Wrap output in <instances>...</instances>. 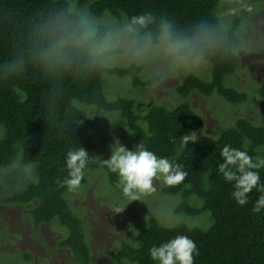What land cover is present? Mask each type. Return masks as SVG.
<instances>
[{"label":"trees","instance_id":"1","mask_svg":"<svg viewBox=\"0 0 264 264\" xmlns=\"http://www.w3.org/2000/svg\"><path fill=\"white\" fill-rule=\"evenodd\" d=\"M218 4L219 0H78L77 5L75 0H0V128L4 129L5 136L0 140V169L10 162L14 146L22 145L25 146L26 159L36 164L38 174V182L11 195L10 185L0 180V205L18 203L30 206L27 211L36 225L57 219L66 229L59 245L69 249L81 263L90 262L91 248L83 220L67 200V189L56 181L66 175L64 156L70 148L82 146L89 156L96 148H102L106 160L114 151V136L95 118L91 122L82 115L63 133L59 122L49 121L44 115L49 108L63 114L68 100L79 97L85 104L96 105L101 111L117 112L119 124L128 128L138 143L142 142L158 156L175 159L188 173L181 184L166 186L162 190L163 194L181 197L174 209L175 215L182 217L181 223L165 226L155 218L150 219L148 226L138 231L134 241H121L117 252L119 259L133 264H154L148 256V249L182 234L193 239L199 249L195 264H264V212L258 215L252 212V205L260 193L254 189L249 194V203L241 207L230 196L232 185L218 173V163L222 162L219 151L225 144L247 148L253 156L264 155V125L240 116L232 125L220 129L217 137L203 139L199 133L204 128V119L188 101L189 95L196 90L205 96L220 95L234 105L248 101L246 91L226 83L228 76L236 72L239 59L211 62L209 79L195 73L183 74L176 87V92L184 98L182 102L173 107L149 103L142 110L134 99L109 101L102 76L87 81L46 77L30 64L15 73L7 70L8 63L26 49L32 21L52 5L57 8L87 7L94 13H108L115 19L150 12L168 16L183 30L200 18L214 17L220 22ZM230 22L238 32L243 20L240 15H235ZM139 72L132 78V83L138 89H147ZM109 74L128 75L125 71ZM257 92L264 98V84L257 88ZM80 119L83 120L78 123ZM81 122H86L92 131L85 133L81 130L84 128ZM193 132L198 140L187 142L183 148L181 136ZM104 169L110 184L117 187L116 175L105 166ZM260 176L264 183V169L260 170ZM87 184L85 175L81 186ZM193 196L202 203H193ZM205 212L209 213L208 228L198 223L189 224L183 217H197ZM0 264H4L1 255Z\"/></svg>","mask_w":264,"mask_h":264},{"label":"clouds","instance_id":"2","mask_svg":"<svg viewBox=\"0 0 264 264\" xmlns=\"http://www.w3.org/2000/svg\"><path fill=\"white\" fill-rule=\"evenodd\" d=\"M221 3L219 0L218 9ZM230 25L214 17H205L189 23L182 30L168 16L150 12L113 19L94 13L87 7L71 9L52 5L32 21L26 49L8 63L7 70L15 73L30 64L46 77H72L87 81L116 71H125L134 79L139 70L147 68L143 82L150 89H157L166 81L198 66L209 63L212 68L213 61L240 60L241 53L264 49L254 44L246 33H237ZM97 114L110 121L99 107L85 104L79 97L68 100L63 114L50 108L44 111L46 119L59 122L63 133L80 116L91 119ZM4 138L0 133V140ZM197 140L196 132L182 135L181 146L186 148L187 142ZM25 141L26 138L24 145ZM24 148L22 145L14 146L10 162L0 169V180L10 185V195L38 182L36 164L26 159ZM219 155L222 162L218 163V173L232 185L231 198L244 207L255 189L260 195L252 205V212L257 215L264 212V183L260 176V170L264 169V155L258 153L253 156L247 148H236L230 144H225ZM92 162L84 147L70 148L64 156L66 175L56 183L68 191L77 190ZM103 164L116 175V186L128 203L142 201L141 195L153 192L154 181L176 186L188 175L175 159L158 156L142 142L134 150H128L119 143ZM125 207L117 206L111 211L121 213ZM198 255L195 241L182 234L153 244L148 249V256L154 264H195Z\"/></svg>","mask_w":264,"mask_h":264},{"label":"rangeland","instance_id":"3","mask_svg":"<svg viewBox=\"0 0 264 264\" xmlns=\"http://www.w3.org/2000/svg\"><path fill=\"white\" fill-rule=\"evenodd\" d=\"M71 1L74 2V0ZM75 2L77 5L78 0ZM262 6H264V0H222L217 16L222 23L230 25L235 15H241L243 22L237 33H246L254 44L264 48ZM71 9H75V6ZM104 15L109 16L108 13ZM210 70L211 65L208 63L193 68L188 73H195L209 79ZM147 71V68L140 70L142 80H145ZM182 75L166 81L160 88L148 87L144 90L134 87L129 75L105 73L102 78L104 91L109 101L119 98L134 99L137 107L142 110L141 108L149 103L173 107L182 102L184 98L176 92ZM226 83L246 91L249 95L248 101L234 105L220 95L205 96L197 90L188 97L194 110L204 119V128L199 133L203 139L210 136L217 137L220 129L232 125L240 116L248 117L264 125V98L257 92V88L264 84V49L254 53H241L236 72L228 76ZM102 112L109 117L110 121L99 114L93 118L98 124H103L112 131L114 150L119 147V143L128 150H134L139 143L128 128L119 124L118 113ZM85 118L87 117L83 119ZM93 118L90 119L91 122ZM83 119H80L78 123ZM111 122L117 124L113 125ZM81 126L86 129L80 128L85 133L92 131L86 122H81ZM0 133L4 134L2 127ZM89 157L93 162L85 170L88 184L85 187L80 186L75 191L67 190L66 192L67 200L83 220L86 238L91 248L88 264H133L125 259H119L117 252L121 241L123 239L134 241L138 231L148 226L152 218L165 226L181 223L182 217L174 213L181 197L163 194L162 190L167 185L154 181L153 192L141 195L142 201L135 200L128 203L121 191L112 186L108 180L103 165L104 150L96 148ZM191 201L202 203L195 196L191 198ZM117 206L126 207L121 213L114 214L111 210ZM28 207L30 206L18 203L0 205V255L3 263L83 264L74 258L69 249L59 245V241L66 235V229L57 219L50 223L43 222L36 225L27 211ZM207 215L209 213L205 212L197 217L190 215L183 217L189 224L198 223L201 227L208 228L210 223H207Z\"/></svg>","mask_w":264,"mask_h":264}]
</instances>
